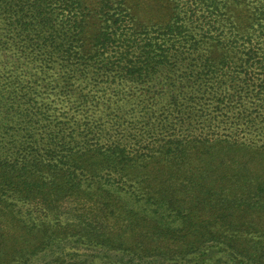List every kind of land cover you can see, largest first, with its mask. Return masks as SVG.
<instances>
[{"label": "trees", "instance_id": "obj_1", "mask_svg": "<svg viewBox=\"0 0 264 264\" xmlns=\"http://www.w3.org/2000/svg\"><path fill=\"white\" fill-rule=\"evenodd\" d=\"M0 264H264V0H0Z\"/></svg>", "mask_w": 264, "mask_h": 264}]
</instances>
